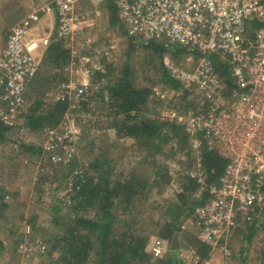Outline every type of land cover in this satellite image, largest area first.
<instances>
[{
    "label": "built area",
    "instance_id": "obj_1",
    "mask_svg": "<svg viewBox=\"0 0 264 264\" xmlns=\"http://www.w3.org/2000/svg\"><path fill=\"white\" fill-rule=\"evenodd\" d=\"M80 3V0H38L35 8L11 28L0 51V119L10 126L26 107L28 85L37 75L44 51L53 40L61 42L73 64L76 63L72 66L79 70L81 84L64 85L75 99L71 106L75 111L66 112L56 126L43 130L45 139L40 146L50 166H67L73 160L80 127L90 117L89 113L77 110L76 105L96 86L92 76L102 69L99 57L85 55L88 50H79L88 22ZM90 3L99 17L104 0ZM114 3L120 32L128 40L159 42L168 51L184 49L178 65L167 56L164 66L169 76L182 89L196 93L200 102L186 115L169 121L183 127L195 157L196 169L188 175L198 185L206 181L200 156L203 149L215 150L227 161L217 182L206 187L207 198L194 209L190 219L199 244L220 246L225 251L237 229L246 231L247 226H258L255 222L264 215V0H114ZM49 12L56 15L55 32L34 36L32 29ZM78 51L82 58L75 62ZM222 67L227 69V76L221 73ZM54 98L64 99L58 93ZM174 117L172 114L171 118ZM45 169L39 167L47 175ZM168 245L167 240L156 239L151 246L153 257L163 258ZM177 255L182 260L192 259V264H207L192 245L179 249Z\"/></svg>",
    "mask_w": 264,
    "mask_h": 264
},
{
    "label": "rangeland",
    "instance_id": "obj_2",
    "mask_svg": "<svg viewBox=\"0 0 264 264\" xmlns=\"http://www.w3.org/2000/svg\"><path fill=\"white\" fill-rule=\"evenodd\" d=\"M80 1L85 8L90 25L85 29L79 42V50H88L85 55L99 57L103 68L107 67L104 79L97 80L95 76H92L91 80L93 84H96V89L104 90L106 86L114 83L126 68H129L134 86L151 91L150 101L139 112V118L157 119L162 122L176 120L177 116L186 115L188 110L199 105L200 99L196 93L189 92L187 100L183 101L184 95L180 88L172 90L161 82V63H164V59L160 60L158 54L143 49L139 44L130 49L128 38L116 27H109L108 15L103 7L100 10V16L96 17L90 0ZM80 51H78L77 59H74L75 62L82 58ZM172 60L175 65H178L180 57ZM75 64L70 60L71 68H65L67 82H60V79H57L52 89H45L42 85L37 91L28 88L27 95L30 102H27V107L29 108L40 98L44 108L41 110H46L55 101V93H58L59 96L68 99L71 108L75 104V99L64 85L69 82L76 83V86L81 84L79 70L72 66ZM45 69L47 72L51 71L49 67ZM46 76L43 75L44 80L48 78ZM95 87L90 89V94L96 92ZM102 99L97 96L92 103V111H87L90 117L88 122L80 127L81 136L73 147L75 153L72 164L57 167L52 171L50 166H47V162L41 160V156L37 157L25 152L20 147L22 144L39 147L40 142L45 138L41 134L42 130H30L23 118L17 117L16 127L14 125V129L8 132L6 140L0 142V186L6 192L3 201L9 204V209L0 217V243H2L0 244V264H55L57 253L49 254L48 246L44 243L45 239L39 230L59 234L61 229L69 226L70 213H66L65 210L59 211L62 206L67 207L70 202L67 187L72 176L69 175L70 169H75L73 173H80L97 158L105 159L111 165L113 180L126 179L134 173L138 179L140 178V182L145 184L146 189L143 193L146 196L143 198L145 201H139L131 211L126 213V216H130L134 221L135 229L146 236L149 250L156 239H162L159 237V226L168 218L164 210H170L172 204H179L176 205L177 213L185 214L202 192L201 189L205 187V184L199 185L200 188L192 195V201L189 199L186 206L181 205L176 198L181 191L180 186L184 182L186 173L196 169L195 157L192 155L193 158H190L186 154L189 146L182 148L183 145L177 144V140H170L162 146L160 152L155 153L151 148L154 142L150 140L145 146V142L141 140L118 137L116 131L111 128L114 118L109 99L104 98L101 102ZM172 114L176 117L171 118ZM47 128L46 126L44 130ZM39 167H47L45 169L49 172L47 179L44 180L41 177L46 174L40 172ZM192 213H186L188 215L183 219L181 230L176 234L179 249L182 248V250L190 245L197 248L193 243V241L196 242V229L190 220ZM86 216H92V214L88 213ZM127 217L124 216L125 219H128ZM129 222L132 223L130 219ZM245 234L248 235V231L243 232L242 229L235 231L226 243L227 254L220 246L215 247L213 253L218 256V260L214 262H210L208 258L201 259L197 249L196 253L207 264H243L242 256L246 258L245 264H264V229H258L247 241ZM168 243L162 260H157L159 261L157 263L154 258L153 263L164 264L167 256H174L177 264H192V259L182 260L178 257L179 249L174 254L171 242ZM220 245L223 246L224 242ZM41 246L44 248L41 249Z\"/></svg>",
    "mask_w": 264,
    "mask_h": 264
},
{
    "label": "trees",
    "instance_id": "obj_3",
    "mask_svg": "<svg viewBox=\"0 0 264 264\" xmlns=\"http://www.w3.org/2000/svg\"><path fill=\"white\" fill-rule=\"evenodd\" d=\"M103 10L108 15L107 22L109 27H116L120 30L121 27L114 0H104ZM128 41L130 49L134 45L139 44L143 49L158 54L162 61L167 56L176 60L178 57L181 58L185 53L184 49L168 51L159 42L139 43L132 38ZM70 60L69 51L63 47L61 42L53 40L44 51L39 67L41 70L32 79L28 88L37 91L38 87L42 85L45 89H52L57 79H60V82H67L68 78L65 76V68L69 66ZM101 65L103 68V63ZM161 66V82L172 90L180 88L184 95L183 101H186L189 91L183 90L182 86L169 76L163 62ZM47 67L51 71L47 72L45 69ZM105 69L107 67L95 72L93 74L95 79H104L106 77L105 72H107ZM221 73L227 76V69L222 67ZM43 75L44 77L48 75L46 77L51 80L48 78L44 80ZM150 95L151 91L149 89L134 86L131 71L129 68H126L114 83L106 86L104 90L88 94L76 107L77 110L87 112L92 109V103L97 96L99 99L103 98L101 102L104 98H108L113 109L112 116L114 118L111 128L116 131L118 137L141 140L143 143L145 142V146L148 145L147 142L150 140L154 142L151 148L155 153L160 152L162 146L170 140H177V144L183 145L181 146L182 148L189 146L187 136L181 125L168 120L162 122L157 119L139 118L138 114L150 101ZM26 100V102H30L27 92ZM42 104L39 98L29 108L26 105L24 113L18 116V118L26 120L25 124L30 130H42L41 134H43L46 126H56L66 112L75 111V109L72 110L70 108L67 98L53 101L46 110H41L44 109ZM14 125L16 127V122ZM13 126L5 124L0 119V142L6 140L8 132L14 129ZM20 147L27 153L34 154L37 157L41 156V160L47 162V166H50L41 146L34 148L30 144H22ZM191 152L189 148L186 154L190 158H193ZM200 156L206 174L205 187L201 189L202 192L194 200L186 213H192L197 206L205 202L207 198L206 187L217 182L227 163L215 150L203 149ZM72 163L73 160L70 164ZM60 166L62 167L63 165L58 164L50 166V168L54 170ZM74 170L70 169L69 175H72L70 177L71 181L67 183V187L69 188V204L67 207L62 206L60 211L53 208L55 211L62 212L65 210L66 213H70L71 222L69 226L61 229L59 234L51 233L47 230H39L45 239L44 243L48 246L49 254L57 253V258L54 260L55 264L159 263L157 261L159 259L156 258L157 263H153L154 257L148 248L146 236L140 234L135 229V224L131 217L126 216V213L131 211L139 201H145L143 198L146 196L143 193L146 186L142 184L143 182H140V178L138 179L133 173L129 178L113 180L111 165L107 160L101 158L92 160L88 168L80 173H73ZM156 175L159 174L156 173ZM41 177L45 180L48 178V174ZM183 179L184 182L180 186L181 191L177 194L176 198L181 205L186 206V202L189 199L192 201V195L196 193L200 186L187 173ZM5 194L6 192L0 186V217L9 209V204L3 201ZM176 205L179 204H172L170 210H164L168 218L159 226V237L168 242H172L174 236L180 232L183 219L188 215L186 213H177ZM88 213H91L92 216H86ZM124 216L128 219H125ZM129 219L134 225L129 222ZM157 225L159 224L157 223ZM255 225L258 226L252 225L246 227V231H248V235L245 234L247 235L246 241L250 240L258 229L264 228V215L260 216ZM32 227L34 228V225ZM243 232L245 231L243 230ZM196 249L200 253L201 259L206 258V252L209 251L207 246L200 244ZM92 258L93 260L91 261ZM245 260V256H242L241 261L243 264L246 263ZM164 264H177V260L174 256H167Z\"/></svg>",
    "mask_w": 264,
    "mask_h": 264
},
{
    "label": "crops",
    "instance_id": "obj_4",
    "mask_svg": "<svg viewBox=\"0 0 264 264\" xmlns=\"http://www.w3.org/2000/svg\"><path fill=\"white\" fill-rule=\"evenodd\" d=\"M37 3L38 0H0V51L6 44L7 36L11 28L18 22H20L23 18H25L35 8ZM81 6L85 10L83 5ZM99 10H102V8H99ZM56 25L57 20L55 13L49 12L41 16L37 25L34 26L31 32L36 37H40L47 33L53 34L55 32ZM88 25H90L89 19L87 24H85V29L88 27ZM193 243L195 246H200L197 241H193ZM205 246H207L210 250L208 256L206 255V259L208 258L210 262L218 260V256L213 253L215 247L209 245Z\"/></svg>",
    "mask_w": 264,
    "mask_h": 264
},
{
    "label": "water",
    "instance_id": "obj_5",
    "mask_svg": "<svg viewBox=\"0 0 264 264\" xmlns=\"http://www.w3.org/2000/svg\"><path fill=\"white\" fill-rule=\"evenodd\" d=\"M180 247H179V243H178V241H177V235H175L174 236V238H173V240H172V242H171V249L173 250V251H176V250H178Z\"/></svg>",
    "mask_w": 264,
    "mask_h": 264
}]
</instances>
